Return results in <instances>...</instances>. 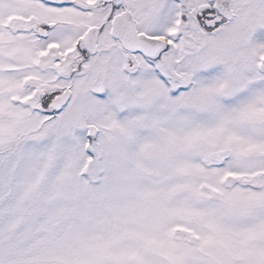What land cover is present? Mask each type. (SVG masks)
<instances>
[{
	"label": "snow or ice",
	"instance_id": "snow-or-ice-1",
	"mask_svg": "<svg viewBox=\"0 0 264 264\" xmlns=\"http://www.w3.org/2000/svg\"><path fill=\"white\" fill-rule=\"evenodd\" d=\"M0 264H264V0H0Z\"/></svg>",
	"mask_w": 264,
	"mask_h": 264
}]
</instances>
